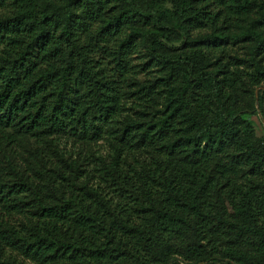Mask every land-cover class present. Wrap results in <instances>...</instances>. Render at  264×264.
Returning <instances> with one entry per match:
<instances>
[{
    "label": "trees",
    "instance_id": "1",
    "mask_svg": "<svg viewBox=\"0 0 264 264\" xmlns=\"http://www.w3.org/2000/svg\"><path fill=\"white\" fill-rule=\"evenodd\" d=\"M262 88L264 0H0V264H264Z\"/></svg>",
    "mask_w": 264,
    "mask_h": 264
},
{
    "label": "rangeland",
    "instance_id": "2",
    "mask_svg": "<svg viewBox=\"0 0 264 264\" xmlns=\"http://www.w3.org/2000/svg\"><path fill=\"white\" fill-rule=\"evenodd\" d=\"M256 94H257V99H258V97H259V93L257 92ZM253 119H254V123H255L256 130H257L258 134H259V135L264 134V122H263V126H262V124H260V121L258 120V118L253 117ZM120 198H121V197H118V196H117L116 200L119 202V199H120ZM125 202H126V201L123 200L122 203H121V205H124Z\"/></svg>",
    "mask_w": 264,
    "mask_h": 264
},
{
    "label": "water",
    "instance_id": "3",
    "mask_svg": "<svg viewBox=\"0 0 264 264\" xmlns=\"http://www.w3.org/2000/svg\"><path fill=\"white\" fill-rule=\"evenodd\" d=\"M264 90V88H262Z\"/></svg>",
    "mask_w": 264,
    "mask_h": 264
}]
</instances>
